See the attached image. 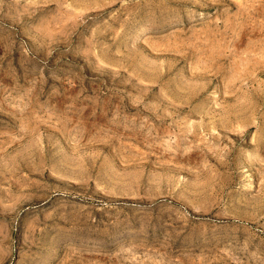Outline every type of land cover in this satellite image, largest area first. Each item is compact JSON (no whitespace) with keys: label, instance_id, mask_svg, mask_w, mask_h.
I'll return each mask as SVG.
<instances>
[{"label":"rangeland","instance_id":"374dc122","mask_svg":"<svg viewBox=\"0 0 264 264\" xmlns=\"http://www.w3.org/2000/svg\"><path fill=\"white\" fill-rule=\"evenodd\" d=\"M0 264H264V0H0Z\"/></svg>","mask_w":264,"mask_h":264}]
</instances>
